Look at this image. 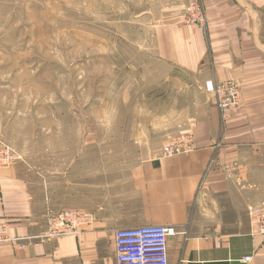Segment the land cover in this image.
<instances>
[{
    "label": "rangeland",
    "instance_id": "obj_1",
    "mask_svg": "<svg viewBox=\"0 0 264 264\" xmlns=\"http://www.w3.org/2000/svg\"><path fill=\"white\" fill-rule=\"evenodd\" d=\"M188 1L0 0V168L47 183L48 222L136 207L131 168L187 134L201 95L152 29Z\"/></svg>",
    "mask_w": 264,
    "mask_h": 264
},
{
    "label": "crops",
    "instance_id": "obj_2",
    "mask_svg": "<svg viewBox=\"0 0 264 264\" xmlns=\"http://www.w3.org/2000/svg\"><path fill=\"white\" fill-rule=\"evenodd\" d=\"M201 2L204 24L179 9L152 29L156 54L201 95L183 130L194 148L139 161L136 207L96 211L92 228L54 238H42L55 210L47 183L18 164L0 168V238H26L0 240V264H115L114 230L144 225L175 228L168 264H264V236L248 218L264 202V0ZM208 79L237 83L239 105L222 114Z\"/></svg>",
    "mask_w": 264,
    "mask_h": 264
},
{
    "label": "built area",
    "instance_id": "obj_3",
    "mask_svg": "<svg viewBox=\"0 0 264 264\" xmlns=\"http://www.w3.org/2000/svg\"><path fill=\"white\" fill-rule=\"evenodd\" d=\"M204 8L201 0H190L185 9L183 21L189 24L204 22ZM204 92L214 98L217 109L225 114L240 103L239 85L233 80L204 82ZM194 148L193 137L185 134L166 143L158 157L173 156ZM248 218L253 233L264 236V202L248 209ZM95 217L84 211L64 209L48 222V229L42 238L63 235H78L86 228H92ZM5 228H2L4 231ZM176 233L173 226L144 225L114 230L115 264H168L169 237ZM26 238L1 237L0 240L19 241ZM24 246V244H22ZM250 257L242 261H249Z\"/></svg>",
    "mask_w": 264,
    "mask_h": 264
}]
</instances>
